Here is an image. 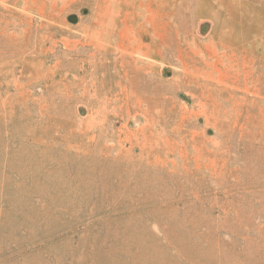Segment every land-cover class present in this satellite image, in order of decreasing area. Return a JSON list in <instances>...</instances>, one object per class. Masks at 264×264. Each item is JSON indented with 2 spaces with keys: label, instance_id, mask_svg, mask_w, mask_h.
Listing matches in <instances>:
<instances>
[{
  "label": "rangeland",
  "instance_id": "rangeland-1",
  "mask_svg": "<svg viewBox=\"0 0 264 264\" xmlns=\"http://www.w3.org/2000/svg\"><path fill=\"white\" fill-rule=\"evenodd\" d=\"M0 264H264V0H0Z\"/></svg>",
  "mask_w": 264,
  "mask_h": 264
}]
</instances>
